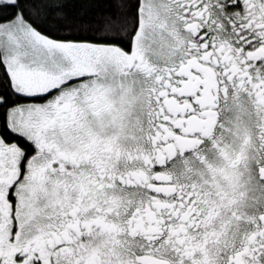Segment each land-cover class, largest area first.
<instances>
[{"label":"snow or ice","instance_id":"1","mask_svg":"<svg viewBox=\"0 0 264 264\" xmlns=\"http://www.w3.org/2000/svg\"><path fill=\"white\" fill-rule=\"evenodd\" d=\"M0 264H264V0H0Z\"/></svg>","mask_w":264,"mask_h":264}]
</instances>
